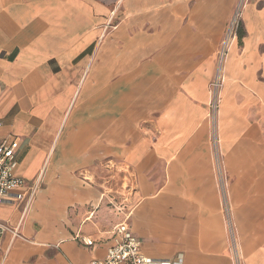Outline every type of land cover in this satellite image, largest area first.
Wrapping results in <instances>:
<instances>
[{"label":"crops","instance_id":"obj_1","mask_svg":"<svg viewBox=\"0 0 264 264\" xmlns=\"http://www.w3.org/2000/svg\"><path fill=\"white\" fill-rule=\"evenodd\" d=\"M0 117L40 183L0 264L102 259L124 209L149 257L264 264V0H0Z\"/></svg>","mask_w":264,"mask_h":264},{"label":"built area","instance_id":"obj_2","mask_svg":"<svg viewBox=\"0 0 264 264\" xmlns=\"http://www.w3.org/2000/svg\"><path fill=\"white\" fill-rule=\"evenodd\" d=\"M240 27L239 13H235L231 19L220 53V60L226 55L228 43ZM220 84L219 77L212 83L214 88ZM3 126L0 117V130ZM19 141L11 133L6 134L0 141V206L6 203L28 204L35 196L39 188V180L28 182L16 174V151ZM125 217L114 227L113 242L109 246L104 258L92 260L88 264H181L178 259H157L145 255L142 252V240L137 237L129 225L130 211L124 209ZM6 233H11L13 238L22 237L18 227H12L6 221L0 220V248ZM87 245H93L90 238H83Z\"/></svg>","mask_w":264,"mask_h":264},{"label":"trees","instance_id":"obj_3","mask_svg":"<svg viewBox=\"0 0 264 264\" xmlns=\"http://www.w3.org/2000/svg\"><path fill=\"white\" fill-rule=\"evenodd\" d=\"M238 33H239V29H238Z\"/></svg>","mask_w":264,"mask_h":264}]
</instances>
